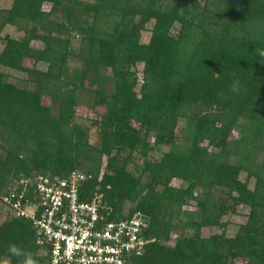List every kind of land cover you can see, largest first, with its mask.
<instances>
[{
  "label": "trees",
  "instance_id": "1",
  "mask_svg": "<svg viewBox=\"0 0 264 264\" xmlns=\"http://www.w3.org/2000/svg\"><path fill=\"white\" fill-rule=\"evenodd\" d=\"M0 42V192L75 172L108 219L145 222L153 240L136 264H264V0H11ZM238 206L246 219L225 236L221 217ZM207 226L221 230L202 236ZM12 244L48 264L30 220L0 222V264H20Z\"/></svg>",
  "mask_w": 264,
  "mask_h": 264
},
{
  "label": "built area",
  "instance_id": "2",
  "mask_svg": "<svg viewBox=\"0 0 264 264\" xmlns=\"http://www.w3.org/2000/svg\"><path fill=\"white\" fill-rule=\"evenodd\" d=\"M83 178L75 172L52 180L39 176L30 184L20 178L0 192V203L12 216L30 220L48 264H136L133 257L153 240L143 233L145 222L136 214L108 219L100 193L80 197Z\"/></svg>",
  "mask_w": 264,
  "mask_h": 264
},
{
  "label": "rangeland",
  "instance_id": "3",
  "mask_svg": "<svg viewBox=\"0 0 264 264\" xmlns=\"http://www.w3.org/2000/svg\"><path fill=\"white\" fill-rule=\"evenodd\" d=\"M199 1H201V0H199ZM10 4H11V0H0V7L7 8L10 6ZM44 7H45V9H47L46 5ZM150 26H151V22L147 23L146 28L140 32V41L146 42L148 40ZM2 33H8L10 36L15 37V38H18L22 35L21 31H18L17 29H15L13 26H10V25H6L3 28ZM1 47H2V42H0V48ZM24 63L26 65H29L30 60H26ZM136 68H137L136 69L137 71H140V69H141L140 64H137ZM1 69L6 73V78L12 82H16L18 78H21L23 76V74L20 73L19 71H13L11 69H5V68H1ZM137 76H138V78H140V73H137ZM99 110L101 111L102 108H100ZM92 116H93V113L90 114V111L88 109H86V107H84V105L82 103H79V105L76 106L75 120L77 122L84 123L85 125H89V118L88 117H92ZM182 125H183L182 121H179V123H177L178 127H177L176 131L178 133L182 132V127H183ZM87 127H88V136L87 137H88L89 142L98 141L97 130H96L95 126L94 127L93 126H87ZM164 149H166V148L163 147L162 150H164ZM158 155L159 154L150 152L148 154V156H149L148 158L156 159V158H158ZM133 157H134V160L140 164L141 158L136 156V155ZM238 177L241 180H244L245 179L244 172H240ZM17 180L13 179L11 181V183H15ZM171 183L173 185L182 184L180 181H178L176 179H173L171 181ZM252 183H253L252 179H248L247 186L251 187ZM222 193L223 192L220 189L212 190V196L215 197L217 200H219L222 197V195H223ZM217 197H220V198H217ZM127 207H128V205L125 206V208H127ZM194 208L195 207L193 206L192 202H189L188 209H194ZM247 212H248V208L246 206H238L235 208V211L233 213L225 214L221 217V219L226 222L225 236H233L236 233L238 225L245 221ZM6 215H11V214H8L5 211L3 204L0 203V222L3 220V218L6 217ZM220 230L221 229L219 227H216V226H207V227H202L200 229V234L202 236L206 237V236H209L211 234L219 233ZM1 264H5V261H2Z\"/></svg>",
  "mask_w": 264,
  "mask_h": 264
},
{
  "label": "clouds",
  "instance_id": "4",
  "mask_svg": "<svg viewBox=\"0 0 264 264\" xmlns=\"http://www.w3.org/2000/svg\"><path fill=\"white\" fill-rule=\"evenodd\" d=\"M262 55H264V53H262ZM239 90H240L239 81L234 80L231 84L230 91L233 93H238ZM7 251L11 256L19 258L20 264H38V261L30 252L26 251L24 248L19 247L15 244L9 245Z\"/></svg>",
  "mask_w": 264,
  "mask_h": 264
}]
</instances>
